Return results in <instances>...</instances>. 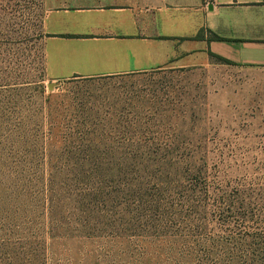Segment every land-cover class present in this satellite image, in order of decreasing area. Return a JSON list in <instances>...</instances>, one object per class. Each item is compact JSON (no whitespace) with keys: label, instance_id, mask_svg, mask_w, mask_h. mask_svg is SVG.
Instances as JSON below:
<instances>
[{"label":"rangeland","instance_id":"rangeland-1","mask_svg":"<svg viewBox=\"0 0 264 264\" xmlns=\"http://www.w3.org/2000/svg\"><path fill=\"white\" fill-rule=\"evenodd\" d=\"M44 16L0 0V264H264V69L55 83ZM138 181L164 205L152 230L122 214L143 207Z\"/></svg>","mask_w":264,"mask_h":264},{"label":"crops","instance_id":"crops-1","mask_svg":"<svg viewBox=\"0 0 264 264\" xmlns=\"http://www.w3.org/2000/svg\"><path fill=\"white\" fill-rule=\"evenodd\" d=\"M44 7L45 71L55 83L201 68L214 62L211 54L264 69V0H44Z\"/></svg>","mask_w":264,"mask_h":264},{"label":"trees","instance_id":"trees-1","mask_svg":"<svg viewBox=\"0 0 264 264\" xmlns=\"http://www.w3.org/2000/svg\"><path fill=\"white\" fill-rule=\"evenodd\" d=\"M207 32L209 34H212L211 31H207ZM203 33H204V31H201L194 39H196V40L202 39ZM210 40L223 41V39L215 36L214 34H212V37L210 38ZM210 56L219 62L231 64L230 61H227V60H225L221 57H218L216 55L211 54ZM136 167H137L139 173H143L144 171L148 170V168L151 169L148 166L144 167V166L137 165ZM152 169H154V168H152ZM153 171L156 172V174H157L156 169H154ZM158 172L160 173L159 183L163 184V186L164 185L165 186H172L173 181H177L176 179H178V177H173V173L178 174L177 173L178 167L176 165H166V164L158 165ZM173 178H175V179H173ZM121 180H122V178H121ZM131 191L134 195L137 192L141 195L143 192L142 184L138 181L137 183H135L134 186L132 185ZM124 196L125 195L121 191H117L114 195L115 202H118V205L120 204V206H122L124 203H126V198H124ZM140 197L143 198L142 201L144 204H143V207H140L139 212H135V211L133 212L132 210L129 211V209L127 212L125 209H121L122 214H123V216H129L130 218H132V216H135V218L138 217L136 219L133 218V219H130L131 221L130 220L128 221L129 226L131 229H133V231L138 230V228H141L140 227L141 225L145 229L152 230L155 228V226H154V223L156 220L155 215L157 213H159L160 210H162L164 207L163 202H161L160 198H158L156 196H152V195H147V196L141 195ZM103 198L105 199L106 197L104 196ZM105 201L107 202V201H109V199L108 200L105 199ZM91 203H93L91 201V198H85V199H83V202H82L83 205L87 206L86 208H88L87 210H88L89 215L95 216V212H96V209L94 208L95 204H91ZM135 213H137V214H135Z\"/></svg>","mask_w":264,"mask_h":264}]
</instances>
